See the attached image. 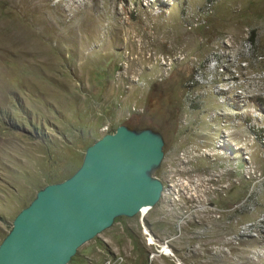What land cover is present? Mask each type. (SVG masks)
Returning <instances> with one entry per match:
<instances>
[{"label": "rangeland", "instance_id": "1", "mask_svg": "<svg viewBox=\"0 0 264 264\" xmlns=\"http://www.w3.org/2000/svg\"><path fill=\"white\" fill-rule=\"evenodd\" d=\"M119 125L164 189L66 264H264V0H0V241Z\"/></svg>", "mask_w": 264, "mask_h": 264}, {"label": "water", "instance_id": "2", "mask_svg": "<svg viewBox=\"0 0 264 264\" xmlns=\"http://www.w3.org/2000/svg\"><path fill=\"white\" fill-rule=\"evenodd\" d=\"M162 147L157 131L125 125L87 145L69 176L38 189L15 214L0 241V264H66L114 218L152 207L162 192L154 174Z\"/></svg>", "mask_w": 264, "mask_h": 264}, {"label": "bare ground", "instance_id": "3", "mask_svg": "<svg viewBox=\"0 0 264 264\" xmlns=\"http://www.w3.org/2000/svg\"><path fill=\"white\" fill-rule=\"evenodd\" d=\"M163 189H164V187H163V184H162V191H163ZM143 208H149V207H142L141 209H143ZM140 209V210H141ZM140 210L138 211V212H140ZM110 262V261H109ZM109 262H108V264H109Z\"/></svg>", "mask_w": 264, "mask_h": 264}, {"label": "built area", "instance_id": "4", "mask_svg": "<svg viewBox=\"0 0 264 264\" xmlns=\"http://www.w3.org/2000/svg\"><path fill=\"white\" fill-rule=\"evenodd\" d=\"M161 58L163 59V61H166V57H164V56H161Z\"/></svg>", "mask_w": 264, "mask_h": 264}, {"label": "trees", "instance_id": "5", "mask_svg": "<svg viewBox=\"0 0 264 264\" xmlns=\"http://www.w3.org/2000/svg\"><path fill=\"white\" fill-rule=\"evenodd\" d=\"M93 142V141H92ZM50 182L49 181H47V184H49ZM52 183V182H51ZM24 207V206H23ZM72 260V257L69 259V261H71Z\"/></svg>", "mask_w": 264, "mask_h": 264}]
</instances>
